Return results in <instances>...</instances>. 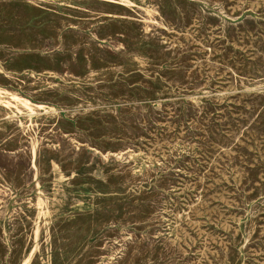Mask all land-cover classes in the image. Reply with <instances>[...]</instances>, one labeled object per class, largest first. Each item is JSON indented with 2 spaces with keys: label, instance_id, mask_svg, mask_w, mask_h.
I'll return each mask as SVG.
<instances>
[{
  "label": "rangeland",
  "instance_id": "1",
  "mask_svg": "<svg viewBox=\"0 0 264 264\" xmlns=\"http://www.w3.org/2000/svg\"><path fill=\"white\" fill-rule=\"evenodd\" d=\"M263 46L264 0H0V264H264Z\"/></svg>",
  "mask_w": 264,
  "mask_h": 264
},
{
  "label": "bare ground",
  "instance_id": "2",
  "mask_svg": "<svg viewBox=\"0 0 264 264\" xmlns=\"http://www.w3.org/2000/svg\"><path fill=\"white\" fill-rule=\"evenodd\" d=\"M28 1H29V0H28ZM128 1H129V0H128ZM127 4H128V3H127ZM150 4H151V3H150ZM148 6H149V5H148ZM154 9H155V7H154ZM133 11H134V10H133ZM138 12H139V10H138ZM146 20H147V18H146ZM87 25H88V24H87ZM104 28H105V27H104ZM103 30H104V29H103ZM107 30H108V29H107ZM109 34H110V33H109ZM96 35H97V34H96ZM104 35H105V34H104ZM105 36H106V35H105ZM105 36H104V37H105ZM55 37H56V36H55ZM93 37H95V36H93ZM93 37H92V38H93ZM44 38H45V37H44ZM48 38H50V37H48ZM48 38H47V39H48ZM52 38H53V37H52ZM101 38H102V37H101ZM45 39H46V38H45ZM55 40H56V39H55ZM259 40H260V39H259ZM70 41L72 42V40H70ZM94 41H95V40H94ZM121 42H122V41H121ZM44 43H45V42H44ZM55 43H56V42H55ZM6 44H7V43H6ZM72 44H73V43H72ZM244 44H247V43H244ZM7 45H8V44H7ZM38 45H39V43H38ZM75 45H76V44H75ZM252 45H253V44H252ZM253 46H254V45H253ZM12 47H13V45H12ZM28 47H29V46H28ZM37 47H38V46H37ZM37 47H36V48H37ZM43 47H44V45H43ZM53 47H54V46H53ZM67 47H69V46H67ZM263 47H264V46H263ZM260 48H261V47H260ZM260 48H259V49H260ZM22 49H23V48H22ZM24 49H25V48H24ZM40 49H41V48H40ZM28 50H29V49H28ZM3 52H4V51H3ZM85 52H86V51H85ZM4 55H5V54H4ZM256 55H257V54H256ZM262 57H263V56H262ZM1 58H2V57H1ZM86 59H87V58H86ZM1 62H2V59H1ZM259 62H260V61H259ZM255 64H256V63H255ZM258 65H259V64H258ZM67 66H68V65H67ZM86 66H87V65H86ZM11 67H12V66H11ZM259 67H260V66H259ZM261 69H262V68H261ZM262 71H263V70H262ZM262 71H261V73H262ZM249 72H250V71H249ZM24 73H25V72H24ZM7 74H8V73H7ZM10 74H11V73H10ZM67 74H68V73H67ZM4 75H5V74H4ZM256 75H257V74H256ZM261 75H262V74H261ZM22 76H23V75H22ZM27 76H28V75H27ZM48 76H49V75H48ZM85 76H86V75H85ZM91 76H92V75H91ZM28 77H29V76H28ZM28 77H26V78H28ZM57 77H58V76H57ZM5 78H6V77H5ZM14 78H15V77H14ZM17 78H18V77H17ZM87 78H89V77H87ZM252 78H253V77H252ZM255 78H256V77H255ZM258 78H259V76H258ZM262 78H263V77H262ZM42 79H43V78H42ZM247 79H248V78H247ZM34 80H35V79H34ZM49 80H50V79H49ZM243 80H244V79H243ZM23 81H24V80H23ZM53 81H54V80H53ZM250 81H251V80H250ZM262 81H263V80H262ZM9 82H10V81H9ZM17 82H18V81H17ZM31 82H32V80H31ZM36 82H37V81H36ZM12 83H13V82H12ZM27 83H28V82H27ZM42 83H43V82H42ZM49 83H50V81H49ZM58 83H60V82H58ZM58 83H57V84H58ZM14 84H16V83H14ZM37 84H38V83H37ZM252 84H253V83H252ZM11 85H12V84H11ZM17 85H18V84H17ZM22 85H23V84H22ZM24 85H25V82H24ZM244 85H245V84H244ZM260 85H261V82H260ZM55 86H56V85H55ZM57 86H58V85H57ZM59 86H60V85H59ZM59 86H58V87H59ZM251 86H252V85H251ZM251 86H250V87H251ZM254 86H255V85H254ZM52 87H53V86H52ZM252 87H253V86H252ZM260 87H261V86H260ZM6 88H7V87H6ZM9 88H11V87H9ZM46 88H47V87H46ZM46 88H45V89H46ZM54 88H55V87H54ZM27 89H28V88H27ZM34 89H35V88H34ZM43 89H44V88H43ZM64 89H65V88H64ZM66 89H67V88H66ZM2 90H3V89H2ZM49 90H51V89H49ZM30 91H31V90H30ZM34 91H35V90H34ZM1 92H2V91H1ZM40 92H41V91H40ZM44 92H45V91H44ZM49 92H50V91H49ZM54 92H55V91H54ZM73 92H74V91H73ZM36 93H37V92H36ZM41 93H42V92H41ZM63 93H64V92H63ZM68 93H69V92H68ZM1 94H2V93H1ZM13 94H14V93H13ZM13 94H12V95H13ZM20 94H21V93H20ZM51 94H52V93H51ZM263 94H264V93H263ZM3 95H4V94H3ZM12 95H11V96H12ZM21 95H22V94H21ZM30 95H31V94H30ZM64 95H65V94H64ZM71 95H72V94H71ZM8 96H9V95H8ZM26 96H27V95H26ZM52 96H53V95H52ZM54 96H55V95H54ZM15 97H16V96H15ZM22 97H23V96H22ZM69 97H70V96H69ZM56 98H57V97H56ZM60 98H61V97H60ZM65 98H66V97H65ZM12 99H14V98H12ZM36 100H37V99H36ZM38 100H39V99H38ZM38 100H37V101H38ZM40 100H41V99H40ZM40 100H39V101H40ZM63 100H64V99H63ZM74 100H75V99H74ZM14 101H15V100H14ZM17 101H18V100H17ZM46 101H48V100H46ZM55 101H56V100H55ZM24 102H25V101H24ZM24 102H23V103H24ZM49 102H50V101H49ZM82 102H83V101H82ZM1 103H3V102H1ZM7 103H8V102H7ZM7 103H6V104H7ZM19 103H20V102H19ZM51 103H53V102H51ZM65 103H66V102H65ZM259 103H261V102H259ZM29 104H30V103H29ZM35 104H36V103H34V105H35ZM40 104H41V103H40ZM69 104H71V103H69ZM73 104H74V103H73ZM3 105H5V104L3 103ZM27 105H28V104H27ZM44 105H45V104H44ZM44 105H43V106H44ZM66 105H67V104H66ZM89 105H90V104H89ZM260 105H261V104H260ZM262 105H263V104H262ZM5 106H6V105H5ZM7 106H8V105H7ZM10 106H12V105H10ZM19 106H20V105H19ZM75 106H77V105H75ZM67 107H68V106H67ZM78 107H79V106H78ZM18 108H19V107H18ZM41 108H42V106H41ZM60 108H61V107H60ZM64 108H65V107H64ZM73 108H74V107H73ZM83 108H84V107H83ZM20 109H21V108H20ZM36 109H37V108H36ZM77 109H78V108H77ZM262 109H263V108H262ZM258 110H259V109H258ZM10 111H11V110H10ZM14 111H15V110H14ZM23 111H24V110H23ZM23 111H22V112H23ZM6 112H7V109H6ZM6 112H5V113H6ZM12 112H13V111H12ZM30 112H32V111H30ZM79 112H81V111H79ZM94 112H95V111H94ZM7 113H8V112H7ZM23 113H24V112H23ZM32 113H33V112H32ZM45 113H46V112H45ZM72 113H73V112H72ZM76 113H77V112H76ZM76 113H75V114H76ZM3 114H4V113H3ZM10 114H11V113H10ZM25 114H26V113H25ZM29 114L32 115L31 113H29ZM61 114H62V113H61ZM7 115H8V114H7ZM13 115H14V113H13ZM64 115H65V114H64ZM68 115H69V114H68ZM71 115H72V114H71ZM71 115H70V116H71ZM2 116H3V115H2ZM66 116H67V115H66ZM76 116H77V115H76ZM7 117H8V116H7ZM50 117H51V116H50ZM21 119H22V118H21ZM21 119H20V120H21ZM29 119H30V118H29ZM46 119H47V118H46ZM48 119H49V118H48ZM48 119H47V120H48ZM59 119H60V118H59ZM8 120H9V119H8ZM14 120H15V119H14ZM23 120H24V119H23ZM34 120H35V119H34ZM61 120H63V119H61ZM11 121H12V119H11ZM30 121H31V120H30ZM54 121H55V120H54ZM15 122H16V121H15ZM15 122H14V123H15ZM19 122H20V121H19ZM21 122H22V121H21ZM32 122H33V121H32ZM47 122H48V121H47ZM59 122H60V121H59ZM78 122H81V121H78ZM44 123H46V122H44ZM83 123H84V121H83ZM83 123H82V124H83ZM18 124H20V123H18ZM39 124H40V123H39ZM13 125H14V124H13ZM43 125H44V124H43ZM50 125H51V123L49 124V126H50ZM56 125H57V124H56ZM9 126H10V125H9ZM35 126H37V125H35ZM45 126H46V125H45ZM47 126H48V125H47ZM66 126H67V125H66ZM66 126H64V127H66ZM82 126H83V125H82ZM40 127H41V126H40ZM64 127H63V128H64ZM75 127H76V126H75ZM11 128H12V127H11ZM19 128H20V127H19ZM54 128H55V127H54ZM73 128H74V127H73ZM73 128H72V129H73ZM15 129H16V128H15ZM28 129H29V128H28ZM31 129H32V128H31ZM31 129H30V130H31ZM2 130H3V129H2ZM5 130H6V129H5ZM5 130H4V131H5ZM9 130H10V129H9ZM13 130H14V129H13ZM16 130H17V129H16ZM24 130H25V128H24ZM39 130H40V129H39ZM61 130H62V129H61ZM77 130H78V129H77ZM11 131H12V129H11ZM20 131H21V130H20ZM20 131H18V132H20ZM32 131H33V130H32ZM43 131H45V130H43ZM8 132H9V131H8ZM41 132H42V131H41ZM53 132H54V129H53ZM67 132H68V131H67ZM69 132H71V131H69ZM77 132H78V131H77ZM231 132H232V131H231ZM231 132H230V133H231ZM2 133H3V132H2ZM4 133H5V132H4ZM13 133H14V132H13ZM13 133H11V135H12ZM15 133H16V132H15ZM20 133H21V132H20ZM22 133H23V132H22ZM24 133H25V132H24ZM27 133H28V132H27ZM31 133H32V132H31ZM34 133H35V132H34ZM46 133H47V132H46ZM80 133H81V132H80ZM39 134H40V133H39ZM82 134H83V133H82ZM15 135H16V134H15ZM31 135H32V134H31ZM85 135H86V134H85ZM46 136H47V135H46ZM77 136H78V135H77ZM79 136H80V135H79ZM75 137H76V136H75ZM49 138H50V137H49ZM82 138H83V137H82ZM67 139H69V138H67ZM79 139H80V138H79ZM27 140H28V139H27ZM34 140H35V139H34ZM38 140H39V139H38ZM73 140H74V139H73ZM28 141H29V140H28ZM31 141H32V140H31ZM90 142H91V141H90ZM20 143H21V142H20ZM35 143H36V142H35ZM38 143H39V142H38ZM51 144H52V142H51ZM74 144H75V143H74ZM86 144H87V143H86ZM90 144H91V143H90ZM215 144H216V143H215ZM31 145H32V144H31ZM31 145H30V146H31ZM20 146H21V145H20ZM91 146H92V145H91ZM217 146H219V143H218ZM15 147H16V146H15ZM88 147H89V146H88ZM93 147H94V146H93ZM31 148H34V147L32 146ZM38 148H39V147H38ZM43 148H44V147H43ZM76 148H77V147H76ZM9 149H10V148H9ZM20 149H21V148H20ZM15 150H16V149H15ZM17 150H18V149H17ZM31 150H32V149H31ZM109 150H110V149H108V151H109ZM47 151H48V150H47ZM50 151H51V150H50ZM53 151H54V150H53ZM11 152H12V151H11ZM35 152H36V151H35ZM71 152H72V151H71ZM110 152H111V151H110ZM49 153H50V152H49ZM49 153H48V155H49ZM69 153H70V152H69ZM83 153H84V152H83ZM32 154H33V153H32ZM42 154H43V153H42ZM52 154H53V153H52ZM38 155H39V154H38ZM82 155H83V154H82ZM244 155H245V154H244ZM40 156H41V154H40ZM57 156H58V155H57ZM250 156H252V155H250ZM42 157H43V156H42ZM29 158H30V157H29ZM61 158H62V157H61ZM249 158H250V157H249ZM249 158H248V159H249ZM33 159H34V158H32V161H33ZM40 159H41V158H40ZM45 159H46V158H45ZM63 159H64V158H63ZM63 159H61V160H63ZM75 159H76V158H75ZM75 159H74V160H75ZM250 159H251V158H250ZM41 160H42V159H41ZM51 160H52V159H51ZM64 160H65V159H64ZM76 160H78V159H76ZM35 161H36V160H35ZM44 161H45V160H43V162H44ZM54 161H56V160L54 159ZM54 161H53V163H54ZM58 161H59V160H58ZM80 161H81V160H79V162H80ZM39 162H40V160H39ZM59 162H60V161H59ZM79 162H76V163H79ZM213 162H214V161H213ZM32 163H33V162H32ZM35 163H37V161H36ZM40 163H41V162H40ZM56 163H57V162H56ZM65 163H66V162H65ZM70 163H71V162H70ZM76 163H74V167H75V164H76ZM85 163H86V161H85ZM46 164H47V163H46ZM82 164H84V163L82 162ZM40 165H41V164H40ZM44 165H45V164H44ZM247 165H248V164H247ZM20 166H21V165H20ZM34 166H35V165H34ZM56 166H57V165H56ZM70 166H71V165H70ZM77 166H79V165H77ZM94 166H95V165H94ZM18 167H19V165H18ZM47 167H48V166H47ZM62 167H63V166H62ZM74 167H73V168H74ZM37 168H38V167H37ZM37 168H36V169H37ZM40 168H42V167H40ZM79 168H80V167H79ZM20 169H21V168H20ZM45 169H47V168H45ZM71 169H72V168H71ZM18 170H19V168H18ZM102 170H103V169H102ZM41 171H42V170H41ZM41 171H40V173H41ZM43 171H44V170H43ZM45 171H46V170H45ZM48 171H49V170H48ZM61 171H63V170H61ZM67 171H68V170H67ZM17 172H18V171H17ZM20 172H21V171L19 170L18 173H20ZM38 172H39V171H38ZM46 172H47V171H46ZM0 173H1V172H0ZM2 173H3V172H2ZM15 173H16V171H15ZM15 173H14V174H15ZM42 173H43V172H42ZM66 173H67V172H66ZM66 173H65V174H66ZM74 173H75V172H74ZM3 174H4V173H3ZM6 174H7V173H6ZM9 174H11V173H9ZM48 174H49V173H48ZM48 174H47V175H48ZM63 174H64V173H63ZM102 174H103V172H102ZM66 175H67V174H66ZM68 175H69V174H68ZM68 175H67V177H68ZM72 175H73V173H72ZM6 176H7V175H6ZM15 176H16V175H15ZM48 176H49V175H48ZM50 176H52V175H50ZM7 177H8V176H7ZM10 177H12V176H10ZM62 177H63V176H62ZM62 177H61V178H62ZM1 178H2V177H1ZM16 178H17V177H16ZM20 178H21V177H20ZM41 178H42V177H41ZM63 178H64V177H63ZM78 178H79V177H78ZM39 179H40V178H39ZM48 179H49V178H47V181H48ZM52 179H53V176H52L51 180H52ZM66 179H67V178H66ZM79 179H80V178H79ZM79 179H78V181H79ZM91 179H92V177H91ZM6 180H7V179H6ZM10 180H11V179H10ZM14 180H15V179H14ZM17 180L19 181V179H17ZM93 180H94V179H93ZM108 180H109V179H108ZM108 180H107V183H108ZM1 181H2V180H1ZM44 181H45V179H44ZM82 181H83V179H82ZM7 182H8V181H7ZM21 182H22V180H21ZM38 182H39V181H38ZM71 182H74V181L71 180ZM5 183H6V182H5ZM17 183H18V182H17ZM19 183H20V182H19ZM34 183H35V182H34ZM75 183H76V182H75ZM0 184H1V183H0ZM37 184H38V183H37ZM72 184H73V183H72ZM29 185H30V184H29ZM92 185H94V184H92ZM5 186H6V185H5ZM13 186H14V184H13ZM15 186H16V185H15ZM21 186H22V185H21ZM51 186H52V185H50V188H51ZM110 186H111V185H110ZM28 187H29V186H28ZM62 187H63V186H62ZM3 188H4V187H3ZM13 188H14V187H13ZM17 188H18V187H17ZM24 188H25V187H24ZM0 189H2V188H0ZM15 189H16V187H15ZM59 189H60V187H59ZM4 190H5V189H4ZM49 191H51V190H49ZM24 192H26V191H24ZM38 192H39V190H38ZM16 193H17V192H16ZM18 194H20V193H18ZM16 196H17V195H16ZM31 197H32V196H31ZM7 198H8V197H7ZM26 198H27V197H26ZM13 199H14V198H13ZM20 200H21V199H20ZM24 200H25V199H24ZM4 201H5V200H4ZM11 202H12V201H11ZM19 202H20V201H19ZM3 203H4V202H2V204H3ZM18 204H19V203H18ZM0 205H1V204H0ZM22 205H23V204H22ZM19 206H20V205H19ZM26 206H28V205H26ZM11 207H12V206H11ZM28 207H29V206H28ZM114 208H115V207H114ZM15 209H16V207H15ZM20 209H21V208H20ZM110 209H111V208H110ZM116 209H117V208H116ZM22 210H23V209H22ZM29 210H30V209H29ZM96 210H97V209H96ZM104 210H105V209H104ZM106 210H107V209H106ZM111 210H112V213H113V209H111ZM111 210H110V211H111ZM108 211H109V210H108ZM110 211H109V212H110ZM118 211H119V210H117V212H118ZM14 212H15V210H14ZM91 212H92V211H91ZM104 212H105V211H104ZM88 213H89V212H88ZM95 213H96V212H95ZM106 213H108V212H106ZM114 213H115V212H114ZM114 213H113V214H114ZM74 214H75V213H74ZM79 214H80V213H79ZM100 214H101V213H100ZM76 215H77V214H76ZM98 215H99V214H98ZM105 215H106V214H105ZM108 215H110V213H109ZM108 215H107V216H108ZM6 216H7V215H6ZM8 216H9V215H8ZM17 216H18V215H17ZM17 216H16V217H17ZM19 216H20V215H19ZM74 216H75V215H74ZM96 216H97V215H96ZM107 216H105V217H107ZM125 216H126V214H125ZM86 217H87V216H86ZM88 217H89V216H88ZM90 217H91V216H90ZM105 217H104V215H103V217H101V219H102V218L105 219ZM112 217H113V216H112ZM68 218H69V216H68ZM118 218H119V217H118ZM118 218H117V219H118ZM21 219H22V218H21ZM99 219H100V218H99ZM99 219H98V220H99ZM101 219H100V220H101ZM67 220H69V219H67ZM79 220H81V219H79ZM92 220H94V219H92ZM110 220H111V219H110ZM115 220H116V219H115ZM123 221H124V220H123ZM22 222H23V221H22ZM85 222H86V221H85ZM95 222H96V219H95ZM97 222H98V221H97ZM102 222H103V221H102ZM81 223H82V221H81ZM83 223H84V222H83ZM108 223H109V221H108ZM111 223H112V222H111ZM111 223H110V224H111ZM15 224H16V223H15ZM70 224H71V223H70ZM78 224H79V223H78ZM85 224H87V223H85ZM110 224H109V225H110ZM20 225H21V224H20ZM24 225H25V224H24ZM41 225H42V224H41ZM55 225H56V224H55ZM64 225H65V224H64ZM71 225H72V224H71ZM73 225H75V224H73ZM91 225H92V224H91ZM111 225H112V224H111ZM120 225H121V224H120ZM17 226H18V225H17ZM34 226H35V225H34ZM75 226H76V225H75ZM82 226H83V225H82ZM115 226H116V225H115ZM125 226H126V225H125ZM13 227H14V226H13ZM31 227H32V226H31ZM69 227H70V226H68L67 228H69ZM90 227H91V226H90ZM92 227H93V226H92ZM92 227H91V228H92ZM95 227H96V226H95ZM102 227H104V226H102ZM59 228H60V227H59ZM67 228H65V229L67 230ZM76 228H77V227H76ZM79 228H80V227H79ZM23 229H25V228H23ZM34 229H35V228H34ZM40 229H41V228H40ZM57 229H58V228H57ZM61 229H62V228H61ZM85 229H86V227H85ZM95 229H96V228H95ZM115 229H116V228H115ZM17 230H18V229H17ZM19 230H20V229H19ZM31 230H32V229H31ZM49 230H50V229H49ZM52 230H53V228H52ZM70 230H71V229H70ZM70 230H69V231H70ZM72 230H73V229H72ZM91 230H92V229H91ZM93 230H94V229H93ZM93 230H92V231H93ZM97 230H98V229H97ZM250 230H251V229H250ZM20 231H21V230H20ZM24 231H25V230H24ZM27 231H28V230H27ZM34 231L36 232V231H38V230H34ZM41 231H43V230H41ZM44 231H45V230H44ZM46 231H47V230H46ZM67 231H68V230H67ZM79 231H80V230H79ZM253 231H254V230H253ZM13 232H14V231H13ZM17 232H18V231H17ZM30 232H31V231H30ZM47 232H48V231H47ZM57 232H59V231H57ZM74 232H75V231H74ZM89 232H90V231H89ZM104 232H105V231H104ZM104 232H103V233H104ZM38 233H39V232H38ZM44 233H45V232H44ZM67 233H68V232H67ZM72 233H73V232H72ZM81 233H82V232H81ZM95 233H96V231H95ZM251 233H252V232H251ZM18 234H19V233H18ZM22 234H23V233H22ZM26 234H27V233H26ZM65 234H66V233H65ZM75 234H76V233H75ZM104 234H105V233H104ZM15 235H16V234H15ZM15 235H14V236H15ZM37 235H38V234H37ZM50 235H51V234H50ZM88 235H89V233H88ZM134 235H135V234H134ZM18 236H19V235H18ZM38 236H39V235H38ZM45 236H46V235H45ZM48 236H49V235H48ZM57 236H58V235H57ZM57 236H56V237H57ZM75 236H76V235H75ZM81 236H82V235H81ZM83 236H84V235H83ZM146 236H147V235H146ZM20 237H22V236H20ZM56 237H55V238H56ZM64 237H66V235H65ZM78 237H79V236H78ZM78 237H77V238H78ZM100 237H101V236H100ZM9 238H10V237H9ZM37 238H38V237H37ZM37 238H36V239H37ZM53 238H54V237H53ZM59 238H60V237H59ZM68 238H69V236H68ZM74 238H75V237H74ZM89 238H90V237H89ZM23 239H24V238H23ZM31 239H32V238H31ZM34 239H35V238H34ZM101 239H102V238H101ZM6 240H7V239H6ZM17 240H18V238H17ZM57 240H58V239H57ZM68 240H69V239H68ZM72 240H73V238H72ZM77 240H78V239H77ZM30 241H31V240H30ZM34 241H36V240H34ZM60 241H61V240H60ZM99 241H100V240H99ZM51 242H53V241H51ZM78 242H79V241H78ZM84 242H85V241H84ZM84 242H82V243L84 244ZM26 243H27V241H26ZM31 243H32V242H31ZM31 243H30V244H31ZM56 243H58V242L56 241ZM65 243H66V242H65ZM86 243H87V240H86ZM86 243H85V244H86ZM98 243H99V242H98ZM7 244H8V243H7ZM10 244H11V243H10ZM12 244H13V242H12ZM22 244H23V243H22ZM51 244H52V243H51ZM61 244H62V242H61ZM67 244H68V243H67ZM85 244H84V245H85ZM92 244H93V243H92ZM23 245H24V244H23ZM31 245H32V244H31ZM56 245H57V244H56ZM90 245H91V244H90ZM11 246H12V245H11ZM14 246H15V245H14ZM19 246H20V244H19ZM51 246H52V245H51ZM54 246H55V245H54ZM70 246H71V245H70ZM97 246H98V245H97ZM36 247H39V246H36ZM57 247H58V246H57ZM79 247H80V246H79ZM92 247H93V246H92ZM16 248H17V247H16ZM43 248H44V247H43ZM53 248H54V247H53ZM53 248H52V249H53ZM64 248H65V247H64ZM93 248H94V247H93ZM17 249H18V248H17ZM23 249H24V248H23ZM29 249H30V247H29ZM87 249H88V248H87ZM87 249H86V250H87ZM96 249H97V248H96ZM30 251H31V250H30ZM92 251H93V249H92ZM101 251H102V250H101ZM6 252H7V251H6ZM6 252H5V253H6ZM47 252H48V251H47ZM81 252H82V251H81ZM88 252H89V251H88ZM98 252H100V251H98ZM102 252H103V251H102ZM60 253H61V252H60ZM95 253H96V252H95ZM11 254H12V253H11ZM13 254H14V253H13ZM27 254H28V253H27ZM43 254H44V253H43ZM91 254H92V252H91ZM91 254H90V255H91ZM86 255H87V253H86ZM99 255H100V254H99ZM20 256H21V255H20ZM29 256H30V255H29ZM101 256H103V255H101ZM34 257H35V256H34ZM81 257H82V256H81ZM86 257H87V256H86ZM96 257H97V256H96ZM231 257H232V256H231ZM12 258H13V257H12ZM12 258H11V259H12ZM19 258H20V257H19ZM25 258H26V256H25ZM29 258H30V257H29ZM87 258H88V257H87ZM90 258H91V257H90ZM130 258H131V257H130ZM153 258H154V257H153ZM23 259H24V258H23ZM27 259H28V258H27ZM30 259H31V258H30ZM71 259H72V255H71ZM79 259H81V258H79ZM82 259H83V257H82ZM82 259H81V261H82ZM92 259H93V258H92ZM92 259H91V260H92ZM17 260H18V258H17ZM17 260H16V262H17ZM87 260H88V259H87ZM145 260H146V259H145ZM150 260H151V259H150ZM33 261H34V260H33ZM61 261H62V260H61ZM70 261H71V260H70ZM88 261H89V260H88ZM141 261H142V260H141ZM143 261H144V260H143ZM51 262H52V261H51ZM55 262H56V261H55ZM66 262H67V261H65V263H66ZM89 262H90V261H89ZM91 262H92V261H91ZM97 262H98V261H97ZM126 262H127V261H126ZM134 262H135V261H134ZM152 262H153V261H152ZM154 262H155V260H154ZM81 263H82V262H81ZM139 263H140V262H139ZM156 263H157V262H156ZM156 263H155V264H156ZM20 264H21V263H20ZM86 264H87V263H86ZM88 264H89V263H88ZM122 264H123V263H122ZM129 264H130V263H129ZM145 264H148V263H145ZM152 264H153V263H152Z\"/></svg>",
  "mask_w": 264,
  "mask_h": 264
}]
</instances>
